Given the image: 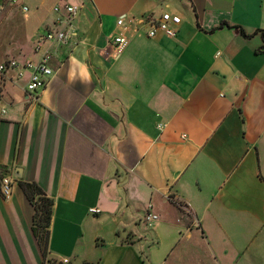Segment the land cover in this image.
I'll list each match as a JSON object with an SVG mask.
<instances>
[{
	"label": "crops",
	"instance_id": "obj_1",
	"mask_svg": "<svg viewBox=\"0 0 264 264\" xmlns=\"http://www.w3.org/2000/svg\"><path fill=\"white\" fill-rule=\"evenodd\" d=\"M63 3L80 11L47 86L0 84V264H43L20 181L54 200L57 261L264 264V0H0V64L37 61ZM164 12L177 36L149 37Z\"/></svg>",
	"mask_w": 264,
	"mask_h": 264
},
{
	"label": "built area",
	"instance_id": "obj_2",
	"mask_svg": "<svg viewBox=\"0 0 264 264\" xmlns=\"http://www.w3.org/2000/svg\"><path fill=\"white\" fill-rule=\"evenodd\" d=\"M54 11L57 13V30L47 31L38 37L35 43V52L39 54L37 61L24 60L20 61L17 59H10L0 64V84L3 78H5L7 70L10 69H28L31 70V78L28 82L27 89L35 94L43 90L47 84L49 78L53 75V69L50 65L51 53L49 48L46 46L48 43H61L65 42L75 27V21L78 17L80 7L70 3L58 4L54 7ZM125 17L122 16L118 19L117 25L122 29L114 37L115 56L121 54L124 48L128 45L129 39L125 35L124 31L126 26L124 24ZM181 24V17L177 14H171L169 12L162 13L156 18L148 32L149 37H155L158 32H161L169 38L177 36L178 28ZM3 192L6 196L11 194V184L8 178L2 180ZM152 206H148V212L145 216V223L147 226H152L154 222L159 219V216L150 210ZM91 213L97 214L100 212L99 209H90ZM63 264H67L68 260H64Z\"/></svg>",
	"mask_w": 264,
	"mask_h": 264
},
{
	"label": "trees",
	"instance_id": "obj_3",
	"mask_svg": "<svg viewBox=\"0 0 264 264\" xmlns=\"http://www.w3.org/2000/svg\"><path fill=\"white\" fill-rule=\"evenodd\" d=\"M241 31L245 36L248 35L243 29ZM19 186L34 207L32 230L42 252L43 264H63L49 257V237L54 211V200L36 182L20 181Z\"/></svg>",
	"mask_w": 264,
	"mask_h": 264
},
{
	"label": "rangeland",
	"instance_id": "obj_4",
	"mask_svg": "<svg viewBox=\"0 0 264 264\" xmlns=\"http://www.w3.org/2000/svg\"><path fill=\"white\" fill-rule=\"evenodd\" d=\"M57 44V42H55Z\"/></svg>",
	"mask_w": 264,
	"mask_h": 264
}]
</instances>
